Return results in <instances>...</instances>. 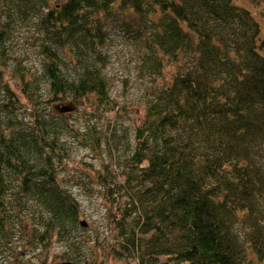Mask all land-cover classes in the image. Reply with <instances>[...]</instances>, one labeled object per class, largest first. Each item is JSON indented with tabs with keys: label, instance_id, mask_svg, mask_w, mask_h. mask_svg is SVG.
Wrapping results in <instances>:
<instances>
[{
	"label": "trees",
	"instance_id": "trees-1",
	"mask_svg": "<svg viewBox=\"0 0 264 264\" xmlns=\"http://www.w3.org/2000/svg\"><path fill=\"white\" fill-rule=\"evenodd\" d=\"M116 10L155 80L129 136L124 180L107 165L96 175L109 250L137 264H264V38L236 0H0L1 63L13 25L32 21L49 81L44 99L34 80L21 94L0 81V251L9 246L18 260L57 240L60 257L101 264L85 255L93 245L81 209L56 169L68 132L98 153L106 142L89 114L113 107L99 45ZM57 99L82 105L81 125L46 110Z\"/></svg>",
	"mask_w": 264,
	"mask_h": 264
},
{
	"label": "rangeland",
	"instance_id": "rangeland-1",
	"mask_svg": "<svg viewBox=\"0 0 264 264\" xmlns=\"http://www.w3.org/2000/svg\"><path fill=\"white\" fill-rule=\"evenodd\" d=\"M60 1L48 0L50 4ZM236 1L249 6L259 23L260 37L264 38V0L257 1L255 4L248 0ZM103 22L105 35L99 45L104 56L101 73L109 81L108 96L113 101V107L108 111L99 110L97 114H89V117L97 127H104L107 134L106 142L98 153L82 145L68 132L63 137L65 151L62 152L63 157L56 169V174L61 178L63 186L76 197L81 209L80 221L82 219L87 221V225L83 228H85V233L90 236L93 251H90L88 255L85 253V255L89 257L92 254L100 259L101 264H137V259L133 257L121 258L112 254L113 250H109V246H113L115 241L112 225L109 224V220L105 216L104 205L109 202L101 196V190L95 181L97 172L103 165H107L111 173H114V181L124 180V172L128 166L123 159L130 152L129 136H132L133 128L142 119L145 90L155 79L150 82L151 74L142 60V49L132 39L125 37L120 30L121 21L118 17V10L113 11L111 15L103 19ZM35 27L36 25L29 20L13 25L10 39L6 43L7 51L10 54L3 57V63L0 61V81L9 87L13 94H21L22 91L19 89L23 82L25 81L27 85L34 80L36 90L44 99L48 96L49 81L43 74L41 57H39L34 43H31L33 39L31 35L34 34ZM261 51L264 54V45ZM169 68L171 69L172 66ZM164 73L168 74L166 71ZM70 102L71 100L68 99H57L55 101L46 100L44 104L47 111L52 114L61 113L64 119L76 128L81 125L83 109L81 104L77 107L72 104V108L66 112H59L55 108V104L62 105ZM89 107L88 102L85 109L88 110ZM23 109L22 107V112ZM109 130L114 133L111 136L112 140L111 138L107 140ZM261 159L264 163V150ZM130 189H133V186H130ZM125 197H127L126 193L120 200L122 204ZM62 247V242L54 240L46 248H36L33 251L34 254L31 252L19 253L20 259L16 260L12 249L9 246H3L0 251V264H57L65 259L63 256L60 257Z\"/></svg>",
	"mask_w": 264,
	"mask_h": 264
},
{
	"label": "water",
	"instance_id": "water-1",
	"mask_svg": "<svg viewBox=\"0 0 264 264\" xmlns=\"http://www.w3.org/2000/svg\"><path fill=\"white\" fill-rule=\"evenodd\" d=\"M55 107L58 109V111L66 112V111H69L72 108V104L71 103H68V104L66 103V104H62V105H56ZM80 225L81 226H86L87 225V221L85 219H82L80 221ZM57 264H75V262H72L69 259H62V261L58 262Z\"/></svg>",
	"mask_w": 264,
	"mask_h": 264
}]
</instances>
